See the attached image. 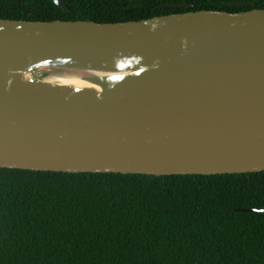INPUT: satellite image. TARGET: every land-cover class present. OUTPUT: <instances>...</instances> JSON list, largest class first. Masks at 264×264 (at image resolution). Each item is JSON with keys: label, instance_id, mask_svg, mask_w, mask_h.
<instances>
[{"label": "water", "instance_id": "1", "mask_svg": "<svg viewBox=\"0 0 264 264\" xmlns=\"http://www.w3.org/2000/svg\"><path fill=\"white\" fill-rule=\"evenodd\" d=\"M42 69L87 77L57 85L36 78ZM0 169L264 172V10L116 24L0 19Z\"/></svg>", "mask_w": 264, "mask_h": 264}, {"label": "trees", "instance_id": "2", "mask_svg": "<svg viewBox=\"0 0 264 264\" xmlns=\"http://www.w3.org/2000/svg\"><path fill=\"white\" fill-rule=\"evenodd\" d=\"M56 1L0 0V19L116 24L264 10V0H62L69 11ZM251 210H264V172L0 169V264H264V213Z\"/></svg>", "mask_w": 264, "mask_h": 264}, {"label": "bare ground", "instance_id": "3", "mask_svg": "<svg viewBox=\"0 0 264 264\" xmlns=\"http://www.w3.org/2000/svg\"><path fill=\"white\" fill-rule=\"evenodd\" d=\"M45 74L43 81L63 86L83 85L87 75L78 72H59L52 69H42Z\"/></svg>", "mask_w": 264, "mask_h": 264}, {"label": "rangeland", "instance_id": "4", "mask_svg": "<svg viewBox=\"0 0 264 264\" xmlns=\"http://www.w3.org/2000/svg\"><path fill=\"white\" fill-rule=\"evenodd\" d=\"M35 76H36V78L39 79V80H42V79L45 78V74H44V72H41V71H38V72L36 73Z\"/></svg>", "mask_w": 264, "mask_h": 264}, {"label": "flooded vegetation", "instance_id": "5", "mask_svg": "<svg viewBox=\"0 0 264 264\" xmlns=\"http://www.w3.org/2000/svg\"><path fill=\"white\" fill-rule=\"evenodd\" d=\"M245 5H247V4H245ZM245 5H244V7H246ZM252 5H253V4H252ZM250 6H251V5H250ZM250 6H249V7H250ZM246 8H247V7H246Z\"/></svg>", "mask_w": 264, "mask_h": 264}]
</instances>
